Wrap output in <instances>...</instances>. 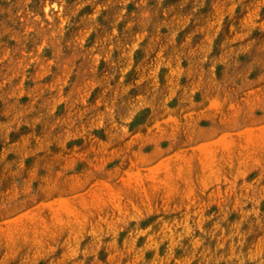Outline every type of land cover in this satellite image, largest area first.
Instances as JSON below:
<instances>
[{
    "label": "rangeland",
    "instance_id": "1",
    "mask_svg": "<svg viewBox=\"0 0 264 264\" xmlns=\"http://www.w3.org/2000/svg\"><path fill=\"white\" fill-rule=\"evenodd\" d=\"M0 264H264V0H0Z\"/></svg>",
    "mask_w": 264,
    "mask_h": 264
},
{
    "label": "bare ground",
    "instance_id": "2",
    "mask_svg": "<svg viewBox=\"0 0 264 264\" xmlns=\"http://www.w3.org/2000/svg\"><path fill=\"white\" fill-rule=\"evenodd\" d=\"M189 147V146H188ZM262 204V203H261ZM263 253V252H262ZM189 262V261H188Z\"/></svg>",
    "mask_w": 264,
    "mask_h": 264
}]
</instances>
